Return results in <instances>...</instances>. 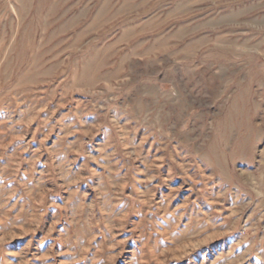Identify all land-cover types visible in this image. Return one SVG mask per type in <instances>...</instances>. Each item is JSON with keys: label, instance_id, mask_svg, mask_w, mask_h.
<instances>
[{"label": "rangeland", "instance_id": "374dc122", "mask_svg": "<svg viewBox=\"0 0 264 264\" xmlns=\"http://www.w3.org/2000/svg\"><path fill=\"white\" fill-rule=\"evenodd\" d=\"M0 264H264V0H0Z\"/></svg>", "mask_w": 264, "mask_h": 264}]
</instances>
